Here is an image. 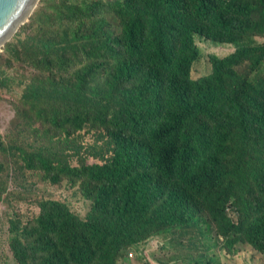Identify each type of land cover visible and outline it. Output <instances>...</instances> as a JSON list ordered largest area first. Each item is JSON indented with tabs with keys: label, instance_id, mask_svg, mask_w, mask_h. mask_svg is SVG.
<instances>
[{
	"label": "trees",
	"instance_id": "trees-1",
	"mask_svg": "<svg viewBox=\"0 0 264 264\" xmlns=\"http://www.w3.org/2000/svg\"><path fill=\"white\" fill-rule=\"evenodd\" d=\"M106 11L120 33L102 31L103 39L92 41L102 25L109 28ZM98 17L90 34L67 32L66 24ZM54 22L65 24L63 38L38 32L36 41L16 40L22 52L15 63L56 79L49 89L41 82L28 85L32 102L49 103L46 126L55 132L85 124L103 128L111 157L105 165L80 170L62 162L50 168L38 160L40 168L55 171V181L64 176L98 185L82 192L92 200L83 220L47 201L37 202L38 213L27 226L10 217L8 246L15 262L114 264L102 258L103 246L115 240L113 232L128 240L162 234L201 211L222 251L235 253L246 245L264 258V43L240 42L264 36V0H110L106 7L84 1L40 25ZM194 35L234 50L210 55L209 72L191 79L199 55ZM66 41L72 42L69 48ZM5 47L9 59L12 48ZM71 55L85 57L87 66L67 85L56 73ZM104 60L111 64L105 87L87 85L85 78ZM18 81L2 73L0 85L9 90ZM65 100L71 107L61 112L57 102ZM37 152L28 153L27 162ZM130 202L133 209L147 204L150 215L128 212ZM123 216L134 219L137 229L121 230Z\"/></svg>",
	"mask_w": 264,
	"mask_h": 264
},
{
	"label": "rangeland",
	"instance_id": "rangeland-1",
	"mask_svg": "<svg viewBox=\"0 0 264 264\" xmlns=\"http://www.w3.org/2000/svg\"><path fill=\"white\" fill-rule=\"evenodd\" d=\"M84 1L86 3L97 1L106 7V3L110 0H39L37 8L42 3L43 5L31 13L0 49V79L2 73L9 72L19 78L18 86L12 89L6 90L0 85V264H15L7 247L10 217L16 223H22L19 224L20 226H27V221L31 220L32 215L38 213V201L41 203L47 201L51 206L53 203L65 207L73 217L81 220L92 210V200L82 196L85 190L93 191L85 180L76 181V178L70 180L60 176L55 181L53 180L56 178L55 171L40 168L39 159L50 168L51 163L55 165L62 162L67 168L80 170L86 164H106L111 157L109 135L103 128L85 124L72 131L55 132L46 126L44 121L48 112L45 104L48 107L49 103L46 100L32 102L28 85L41 82L49 89L56 79L47 78V73H43L41 69L35 71L26 64L15 63L19 59L16 53L22 52L20 47L14 46L16 40L31 38L36 41L41 37L38 32L53 35L57 40L62 39L64 23L54 22L48 28L40 24L45 22V18H56L57 13L66 14L69 7H79ZM105 14L104 18L109 28H104L102 25L101 31H97L92 41L97 40V37L102 40V31L115 35L120 33L117 20L110 12L106 11ZM100 21L98 17L91 22L66 24V29L68 33L78 31L80 34H90L91 29L98 26ZM193 38L199 51L190 72L191 78L194 79L208 72L210 55L223 57L234 50V45L206 41L195 35ZM240 42L244 45H258L264 42V36L247 37ZM71 43L66 41L65 48H69ZM7 44L12 48L9 59L4 52ZM26 51L24 57H29L28 53L31 50L26 49ZM85 60L83 56L80 58L72 56L67 67L58 71L56 77L60 82L66 81L67 85L70 84L75 80L77 73L87 66ZM261 68H264V62ZM37 72H40V77L36 76ZM110 72L111 64L106 60L102 61L101 65L85 78L87 85L97 84L105 87L104 81L109 77ZM70 107L66 100L57 102V109L61 112H64V108ZM44 115H46L45 119H43ZM30 152H37V155L32 162H27L26 157ZM172 233L173 236L163 237L161 242L159 241V245L164 243L163 247L166 251L158 248L152 253L151 258L160 261L158 263L155 260V264H264V258L241 245L237 247L235 254L226 256L221 253L219 256L218 238L203 216L181 230H172Z\"/></svg>",
	"mask_w": 264,
	"mask_h": 264
},
{
	"label": "clouds",
	"instance_id": "clouds-1",
	"mask_svg": "<svg viewBox=\"0 0 264 264\" xmlns=\"http://www.w3.org/2000/svg\"><path fill=\"white\" fill-rule=\"evenodd\" d=\"M195 36H197V35H195ZM0 49H1V47H0ZM193 64H194V62H193ZM193 64L191 65V68H192ZM208 72H209V68H208ZM254 89H255V87H254ZM92 164H96V163H92ZM92 164H86L82 168L86 167L87 165H92ZM97 165L100 166V165H105V164H97ZM97 185H98V182L95 186L91 187L92 190H94ZM88 192H91V191H88ZM131 209L136 211L138 213V215H144V216L150 215L149 214L150 208L148 207L147 204H145L144 206H142L140 208H134L133 209L132 204L130 202L126 207V210L129 212V210H131ZM227 210H228V213L231 212L230 209H227ZM201 216H203L206 219L211 231L214 233V235H216L215 229L213 228L211 222L208 220L206 213L204 211H201L195 217H191V218L188 217V219L185 221V224L182 225L180 228L169 229L168 232L162 233V234H152L149 236H144V235L140 234L136 239H134V240L129 239L128 240L127 238H123L120 234L117 237V234L115 232H113V234L115 236V240L113 241V243L103 246L104 255L102 258L111 260L114 264H119V261H121V264H155L154 263L155 260H156V262L160 263L159 259L153 260V258H151L152 253L155 252L156 249L158 250V248L161 251H166V250H164V247H163L164 243L159 245V241L161 242V239L163 237L173 236L172 230H174V229L181 230V229L185 228L186 226L194 223ZM118 227H121V230H124V231H133V230L137 229L136 228L137 225L135 224V220L127 218L125 216H123V219H122L121 223L118 225ZM7 232H8L7 247L9 249V246H8V239L10 237L9 221H8V231ZM216 237H217V235H216ZM218 243H219V247H218L219 256H221V253H223L226 256H231V255L235 254L234 252L225 253L224 251L221 250L220 239H218ZM244 246H246V245H244ZM9 251H10V249H9ZM11 256H12V254H11ZM12 258H13V256H12ZM15 264H17V263L15 262ZM167 264H169V263H167Z\"/></svg>",
	"mask_w": 264,
	"mask_h": 264
},
{
	"label": "water",
	"instance_id": "water-1",
	"mask_svg": "<svg viewBox=\"0 0 264 264\" xmlns=\"http://www.w3.org/2000/svg\"><path fill=\"white\" fill-rule=\"evenodd\" d=\"M38 3L39 0H0V47L29 18Z\"/></svg>",
	"mask_w": 264,
	"mask_h": 264
}]
</instances>
